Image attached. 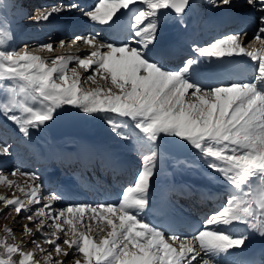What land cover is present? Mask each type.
I'll list each match as a JSON object with an SVG mask.
<instances>
[{"label":"snow or ice","instance_id":"snow-or-ice-1","mask_svg":"<svg viewBox=\"0 0 264 264\" xmlns=\"http://www.w3.org/2000/svg\"><path fill=\"white\" fill-rule=\"evenodd\" d=\"M211 3L216 7L234 4L233 0H211ZM244 3L260 9L252 40L264 46V0L259 5L257 0ZM145 5L133 16L135 31L126 42L105 41L99 38V32L59 41L62 47L75 46L77 50L86 47L88 53L83 58L59 56L50 61L49 67L48 61L27 50L23 53L0 50V79L17 81L19 89L18 92L17 88L11 89L12 99L3 105L2 115L18 126L24 137L54 120L57 109L71 106L86 114L112 113L130 118L141 134L139 148L148 153L143 155L134 186L127 187L118 205H68L56 209L55 203L63 199L60 193L53 191L45 196L35 172L13 170L12 175L26 176L31 184L21 188L25 192L23 198L0 196V201L5 207L11 206L10 210L18 216L22 212L31 213L24 218L35 226L36 233L43 235L42 241H31L44 253L43 264H210L209 253L227 251L244 243V237L229 236L220 226L246 224L264 236V88L257 83L204 88L183 78L191 60L184 62V69L173 71L161 66L153 55L157 26L152 21L157 13L171 10L185 26L184 15L191 0H96L89 8H82L72 0L37 9L35 22H51L63 12L75 10L86 17L85 23L112 28L133 7ZM0 22L7 24V17H0ZM8 35L0 30V45ZM247 37V31L228 33L203 47H194L193 51L206 59L247 56L256 66V80L264 83V55L249 50L251 41ZM40 47L55 51L52 44ZM73 60L93 75L82 78L76 68L69 70L68 64ZM94 75L105 84L100 85ZM88 81L98 86L94 90L78 87ZM21 94L24 99H17ZM29 99L41 107L25 103ZM107 119L112 122V117ZM113 131H116L114 124ZM117 135L127 138L119 132ZM170 138L175 144L198 150L208 168L221 173L240 194L230 197L221 210L209 214L203 227L190 238L173 233L170 242H166L164 232L141 216L150 207L152 179L162 146ZM0 154L11 155L10 148L0 145ZM0 184L19 187L3 174ZM32 205L40 206L33 209ZM86 214H91L87 216L89 220L106 221L107 227L97 224L81 230L85 228L81 220ZM62 225L69 227L65 230ZM24 227L33 235L31 227ZM46 227L51 231L46 232ZM5 232L11 234L12 230L5 228ZM42 244L50 247L46 250ZM0 248L9 254L18 251V246L3 241ZM53 251L63 259L53 258ZM19 255L22 257L19 264L28 260L41 264L34 259L33 252ZM0 264L5 261L0 260ZM9 264L15 262L10 260Z\"/></svg>","mask_w":264,"mask_h":264},{"label":"rangeland","instance_id":"rangeland-1","mask_svg":"<svg viewBox=\"0 0 264 264\" xmlns=\"http://www.w3.org/2000/svg\"><path fill=\"white\" fill-rule=\"evenodd\" d=\"M33 1L34 0H0V17H3V16L7 17V24L0 22V30L5 31L10 35V36L8 35V37L5 38L4 44L0 45V50H8L7 46L5 44L8 43V41L11 39L12 30L10 29V27L11 28L12 27L18 28L19 26H21V23H22L21 27L28 28V30L33 26L29 31V32H31V30H35V28L39 26L38 24L45 23V22H40L37 24V26L35 25L36 24L35 18H36V15H38L37 9H47L52 5L67 4V3L49 2L48 6H46V4L43 3L41 5H38V7H36L35 10H33L31 5H30V3ZM205 1L206 0H197L196 3L199 6H204V5H206V4H204ZM241 3H244V0L242 2H240V4ZM145 6H143V7L145 8ZM143 7H142V9H143ZM205 7H206V9H209V8L211 9L215 6H213V4L210 1V3L207 4ZM217 8H219V7H217ZM239 9H237V10H239ZM253 10H254V8H253ZM77 13H78V11H75V10L72 13L66 12V14L69 16V18L77 15ZM152 22L155 23V20ZM145 23H147V21ZM41 29L42 28L40 27V30ZM39 32H41V31H39ZM58 39L53 41V43H52V45L55 46V51L44 50L42 52L41 50H43V49L40 46L46 45V43H47V42L45 43L43 41V43H37V44H39L38 47L36 45V47L30 48L31 54L39 55L38 52H40L43 54H50L52 57V54L62 53V51H61L62 48H68V47H62L59 43L60 40H58ZM247 39L249 41H252L251 38L249 39L247 37ZM18 44H19L18 49L21 51L23 46L20 44H23V42L18 43ZM256 44H259V41L256 40ZM59 45H60V47H59ZM262 48H264V47H262ZM11 50H14V49H11ZM257 53H258V50H257ZM262 54L264 55V50H263ZM83 56L85 57V55H81L82 58H83ZM52 59H54V58L52 57ZM51 60L50 59L46 60L49 62V64L47 65L49 67L51 66V64H50ZM72 65L75 66V68L78 70V72L80 74L83 75V77L88 76V74L93 75V73H91V72L87 73V72L81 70V68H79L77 63H73ZM70 67L71 66H68L69 70L71 69ZM68 75L69 76L71 75L70 71L68 72ZM55 77H56V74H54V78ZM94 78L99 80L98 75H94ZM102 82L104 85L105 82L104 81H102ZM97 86L98 85L93 84L92 81H88L86 84H81L80 87H82L86 90H94ZM108 86H110V81L108 82ZM13 88H17V81L0 79V145L8 146L10 148V151H11V155L0 154V161H2L3 159L11 158V156L14 159L17 157L19 159H17L16 161L15 160L11 161L12 163H11L9 171H4L3 169L6 168L8 165H10V163H8V165H5L6 167H3V165H1L0 168H2V169H0V174H3L6 178V180H9L11 178H13V179L17 178L16 180H18V181H16V183L19 185V187H11L10 188L7 184H0V196H7L9 199H16V198H23L24 197L25 192L21 191V188H24L26 184H31V180H29V178L26 176H22L19 174L12 175L11 173L13 172L14 169H19L22 172H35L39 177H41L43 170H44V167L46 165H43V164H36L35 165L36 161H34L32 158L36 154V151L42 152L41 148H43V150H44V147L45 148L48 147V144L53 139L56 140V142L59 144V146H62L63 142L73 143V142H76L77 139L79 141L80 139L85 138L84 140L90 139V141H92V142L95 139H97V140H95V142L96 141L105 142V143H107L105 145L108 148L110 147L111 151H112V149L120 151V149L123 147L124 153H127L128 155L130 153V158L128 155H124L125 160L130 162V159H131V161L133 162L132 166L131 165L130 166L133 167L134 171H135V177L132 181V184L134 185V181L138 175V170L142 167L143 155L148 154V153L143 152V151L138 152L136 149H134L136 146H139V143H141V140L139 138V136H141V134H139L138 129H135L134 123L131 121L130 118L118 117L112 113L86 114V113H83L78 108L71 107V106H62L61 108L56 110V115H55L54 120L46 122V125L40 129H35L36 131H38V135H36L33 138L31 137L30 140L26 137L28 139V140H26L25 138H21L20 135H22V134L21 133L19 134V131H17L16 129H14L12 127V125H11L12 121L9 122V120H7L6 117H4L2 115L3 105L6 103H9L12 99L13 93H12L11 89H13ZM18 91H19V89L17 88V92ZM17 99L23 100L24 97L21 94V95L17 96ZM25 103L33 106L34 108L41 107V105H39L38 102L32 101L30 99L25 100ZM17 114H19V113H17ZM108 117H112L111 123L108 121V119H107ZM113 124L116 126L115 132L113 131ZM123 129L125 130V131H123V133H124L123 136H125L127 138H121V136L117 135V132L120 133ZM37 138H39V139H37ZM31 139L32 140L36 139L37 145H34V146L31 145L32 147H31L30 152L32 154L27 155L26 154V151L28 150L27 146H30L29 141L34 142ZM87 141H89V140H87ZM77 142L75 144H71L70 147H68V148H71V149L74 148L76 146ZM133 143H137L138 145L133 144ZM34 147H36V151H35ZM127 149H130L131 152H127L126 151ZM110 150H108V151H110ZM27 152H29V150ZM51 152H53V151H51ZM19 154H23V155L18 156ZM42 156H43V152H42ZM48 157H49V155H48ZM36 158L39 159L38 161L44 159L43 157L40 158V155H37ZM99 158L103 159L102 157H99ZM103 161H104V159H103ZM171 162L174 163V165H176V166L183 165L186 168H191V167L195 168V167L207 165L205 158L202 156V154H200L198 152V150L192 149L190 146L187 147L186 145L180 146L178 144H175L172 142V140L170 138L169 142L166 145L162 146L161 155L158 159V163H160V165H158L156 170H155L154 178L157 177L158 175L162 174L166 170L167 166L171 167V165H169ZM24 163H26V164L24 165ZM20 167H25V169L22 170ZM28 167H31V168H28ZM46 172H48V171H46ZM115 173H117V172H115ZM50 177H52V176L50 175ZM178 177L179 176H175L176 179H180ZM154 178L152 180H154ZM41 179H42V177H41ZM61 180H63V178ZM26 190H30V189H26ZM47 192L48 191L43 188V194L45 196L47 194H49ZM225 193H226V196L223 199H220L221 205H219V206H222V207L226 206L228 199L230 197H232L229 190H225ZM122 196H119L120 199H122ZM223 201H225L226 204H225V202H224V204H222ZM39 206L38 205H32L31 207L33 209H35ZM219 206H217V207H219ZM10 207L11 206L5 207L4 202L0 201V241H3L4 243H7L9 245L18 246V251L15 253L9 254V253H7L6 249L0 248V260L5 261V264H9L10 260L14 261L15 264H19V260L22 259V257L19 255L20 252H25V253L33 252L34 253V259L39 260L41 262V264H43L44 253L40 252L37 249L36 244L31 243V241L34 239L37 240L38 242L42 241L43 235L36 233L35 226L33 224H31L27 219L24 218L25 216L30 215L31 213L22 212V214L18 216L14 210H10ZM54 207L56 209H61V208H66L67 206L66 205H58V202H57V205ZM90 215L91 214H86V216H90ZM87 219H88L87 217L83 218L81 220V223L82 224L84 223L86 226H87V224H91L92 227H95V225L102 223V221L101 222L99 221V218H97L96 220H93V222H90L92 220H89V219L87 221ZM103 222H105V221H103ZM48 223H51L50 219H49ZM25 225H28L29 227L32 228L33 235H29L25 231V227H24ZM64 226L65 225H62L63 228H64ZM86 226H85V228H86ZM77 227H79V226L77 225ZM5 228H10L12 230L11 234L6 233ZM45 231L46 232L51 231V229H48L46 227ZM164 234H165V232H164ZM165 239L170 240V237H165ZM59 242L62 243V239ZM41 246L46 250L50 247L47 244H42ZM52 255H53V258L63 259L62 257H56V253L54 251H53ZM81 256H82V254H81ZM26 264H33V261L28 260L26 262Z\"/></svg>","mask_w":264,"mask_h":264},{"label":"bare ground","instance_id":"bare-ground-1","mask_svg":"<svg viewBox=\"0 0 264 264\" xmlns=\"http://www.w3.org/2000/svg\"><path fill=\"white\" fill-rule=\"evenodd\" d=\"M257 3L259 5L260 0H257ZM239 8L240 9L249 8L248 10L253 11V8L247 4H245L243 7L242 6L237 7V9H239ZM162 11L163 12L157 13L158 18L154 19L156 21V24H159V27H157L156 39L157 38H159V39L163 38L164 39L168 33H172L177 37L180 36L177 33H179L180 30H184L185 26H187V27H189L190 25L195 26L194 23H192V22L188 23L187 22L189 15L193 14L195 11H197L199 14L202 13V11L200 9H198L194 3H192V5L190 7V11L184 15V24H185V26H184V25L180 24L179 19L176 17V15H170L169 13L165 12L164 10H162ZM224 12H236V11L232 10L231 8H228V9H225V10L220 11L218 13H224ZM210 14H212V13H210ZM214 17L215 16L207 15V17H205V19L202 21V23H201L202 27L207 28V31L206 30L204 31L205 32L204 36L207 35L208 32H210L209 35H211V36L215 35L214 32L210 31V28H214V21H213ZM85 20H86V17H84L82 15V13L77 14L74 17L69 18V16L66 14V12H64L63 14L52 19L51 22H45L43 24L40 23V25H42L41 30H40V26H38L35 28V30H31V32H29V31L33 26L28 30V28L21 27L22 26V23H21V26H19L18 28H13V27L11 28L10 27V29L12 30L11 39L5 45L7 46V49L9 51H12L11 49H14L16 51L23 53L25 50H27L31 54L30 48L36 47V45L38 47L39 46V44H37L38 40H39V43H43V41H44L45 43L47 42L46 44H52L53 41L57 40L58 38H61L62 40H64V39L66 40L68 37L66 35L62 34L61 32L66 33L68 30L73 29L74 27H77L76 29H78L79 27H86V25L91 24V22L85 23L84 22ZM37 24L38 23H36L35 25L37 26ZM39 31H41V32H39ZM187 34H188L187 36H189V32H187ZM22 42H23V44H20V45H22L23 47L20 51L18 49L19 48L18 43H22ZM25 46H27V49ZM257 46H259L260 48L264 47L260 43L256 44V45H253V44L249 45L250 50H255L256 52H257ZM59 47H60V45H59ZM42 49H43V50H41L42 52L44 50H48L47 48H42ZM86 49L87 48H85L84 50L83 49L77 50L75 48V46L68 47V48H62V50H61L62 53L52 54V57L53 58H56L59 56L67 57L69 55H72L73 57H75L77 55H79L80 57H81V55L86 56V54L88 53V51H86ZM38 54H39V56H41L45 60H49V59L51 60L52 59L50 54H43L40 52H38ZM244 57H247V56H244ZM73 63H76V61L73 60V61L69 62V64H68V66H71L70 67L71 69L75 68V66L72 65ZM184 67L185 66L180 67L177 71H179L180 69H184ZM187 68L185 69V71L187 70ZM165 69H167V68H165ZM81 70L85 71L82 68H81ZM167 70H169V69H167ZM185 71H184V73H185ZM88 75H91V74H88ZM81 77L83 78L82 74H81ZM183 78L186 80V82L191 83V80L188 79V76H184ZM98 81H99L100 85H103V82L101 80H98ZM222 85H225V84H222ZM80 86L81 85H79L78 87H80ZM228 86H231V85H228ZM11 123H12L11 124L12 127L18 131V126L15 125L13 122H11ZM36 135H38V131L33 129L30 131V135L27 138L30 140L31 137L33 138ZM32 141H34V140H32ZM133 144L138 145L137 143H133ZM33 146H34V144H33ZM36 147H34V148L36 149ZM67 149H70L71 151H73V155L68 153ZM108 150L109 149L107 147H105V144L103 142H99V141L92 142V141L80 139L77 142L76 146L72 149L67 148V147H59V146H57L56 142L54 141L53 147L51 149V151H53V152L47 150L44 147L43 158L46 161V159L49 158L51 155H52L51 157H63V158H68V159L70 157L76 156V157H80L82 160H85L87 163H89L90 160H94L96 157H98V158L102 157L104 159L105 167H107L106 172L115 170V167L116 168L124 167L123 161H126L124 155L122 156L124 160H120L121 156L119 154H117L114 151H113V153L108 154ZM63 151H64V153H63ZM126 151L131 152L130 149H127ZM46 152L51 153V155L49 157H47L48 155H46ZM10 161H12V160H10ZM129 163L130 162H128V161L126 162V164H129ZM0 164L3 165V167H6L5 165H8V163L5 161H3V162L0 161ZM169 165H171V167L167 166L166 170L162 174L158 175L157 177L154 178V180H152V186L149 190V201H150V195L152 192L153 185H155V184L164 185L165 184L168 188H170V187H175V183L177 181H180L182 185L180 188L176 189V194H179L180 192H182L183 196H186V197L188 196V194H192L193 192H196L197 189L195 187L197 186V184L205 185L207 192L210 194H213V191L216 189H220V190H224V191L229 190L231 196L240 194L239 190L235 189L234 186H232L229 182H227L226 180L223 179V176L221 173L213 171L212 169H209L207 165L195 167V168L194 167L186 168L183 165L176 166L172 162ZM109 167H111L112 169L109 170ZM113 172H116V171H113ZM50 175L52 177H50ZM175 176H179L178 178H180V179H176ZM47 178L53 179L54 175L49 173ZM16 179L11 178V179H9V181L16 182V181H18ZM63 180H66L65 182L67 184L72 182V180L70 178H63ZM190 187H191V189H189ZM126 189H127V187L124 190H119V192L116 193L115 196L117 198H119V196L123 195V192ZM220 190H218L217 192H220ZM203 194H206V192L203 190H198V196L202 195L201 198L197 199V201L199 203H202L205 201V196ZM122 198H123V196H122ZM214 198H215V196L212 197V199H214ZM171 201L173 204V202L175 200L172 199ZM57 202L65 203L62 200L57 201ZM57 202L55 203L54 206L57 205ZM224 202L225 201H223L222 204H224ZM210 204H211V206H213V205L219 206V205H221V202H220V200H218L217 202H214V200H213ZM225 204H226V202H225ZM201 207H203V206H201ZM171 209H172V216H173L176 214L175 212H176V210H178V208L177 207H173V208L171 207ZM147 211H153V210L151 208L146 209L145 213L142 214L141 218L145 222L149 223L151 226H155L158 230H162L163 232H166V230H164L160 224H157L156 222H153L147 218V215H146ZM165 213L168 214L167 211H165ZM87 221H88V219H87ZM90 222H93V220ZM102 223L100 224L101 226L107 227V224H105L106 221L105 222L102 221ZM117 223H118V221H117ZM236 225H240V224L220 226V228H221V231H223L225 234L233 237L231 232L226 233L225 230L227 228L235 227ZM88 226H92V225L87 224L86 228L81 229V230H86ZM68 227H69L68 225H65L64 226L65 230H67ZM165 235H166V233H165ZM240 237L245 238L243 245L247 244L251 240L252 236L250 233V227L249 226H247L246 230H241L240 235L238 237H234V238H240ZM170 238H171V236H170ZM188 238H190V237H188ZM166 242H170V240H166ZM227 251H213V252L209 253L207 258L210 260V264H223V261L218 259V258L219 257H225ZM217 259H218V261H215Z\"/></svg>","mask_w":264,"mask_h":264},{"label":"water","instance_id":"water-1","mask_svg":"<svg viewBox=\"0 0 264 264\" xmlns=\"http://www.w3.org/2000/svg\"><path fill=\"white\" fill-rule=\"evenodd\" d=\"M167 11H169V12L172 13V14H175L174 12H171V10H167ZM186 11H188V10H186Z\"/></svg>","mask_w":264,"mask_h":264}]
</instances>
